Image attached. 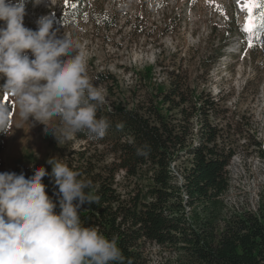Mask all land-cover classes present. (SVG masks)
<instances>
[{
    "label": "rangeland",
    "instance_id": "374dc122",
    "mask_svg": "<svg viewBox=\"0 0 264 264\" xmlns=\"http://www.w3.org/2000/svg\"><path fill=\"white\" fill-rule=\"evenodd\" d=\"M70 3L75 10L64 12ZM243 4L244 0H44L34 7L24 0L23 23L35 30L39 17L51 15L52 31L69 34L85 50L87 75L100 86L107 105H146L154 87L166 89L174 79L182 80L202 101H214L208 121L223 129L225 145L234 151L223 202L228 209L248 211L264 195V30L257 44L255 31H242L247 16ZM107 24L113 27L107 29ZM223 41L227 45L217 58ZM146 68H152L149 81L142 76ZM98 74L107 82L99 83ZM11 104L14 125L18 116ZM19 126L29 148L18 165L47 164L49 158L60 160L63 154L74 168L73 152L89 149L86 158L91 161L103 154L102 148H88L74 137L58 144L42 124L31 127L20 121ZM48 127L59 134L60 121L54 118ZM234 129L240 133L235 135ZM103 156L107 165L113 161V156ZM187 166L185 158L177 160V175ZM119 183L117 188L126 197L133 180ZM142 248L147 264L182 260L174 248L148 243Z\"/></svg>",
    "mask_w": 264,
    "mask_h": 264
},
{
    "label": "trees",
    "instance_id": "16d2710c",
    "mask_svg": "<svg viewBox=\"0 0 264 264\" xmlns=\"http://www.w3.org/2000/svg\"><path fill=\"white\" fill-rule=\"evenodd\" d=\"M71 6L64 12L74 11ZM260 33V29L255 30V44ZM225 45L223 41L217 58ZM151 75L152 68L142 74L147 81ZM97 78L99 83L107 82L101 74ZM215 107L214 101H202L182 80L174 79L166 89L154 87L146 105H100L97 118L109 122L103 138L89 140L82 133L74 136L88 148H102L104 155L113 156L109 165L104 163L102 152L99 159L94 156L91 161L86 158L89 149L83 148L73 152L74 168L67 166L80 174L78 179L91 181L85 191L99 197L98 202L80 211L82 225L115 239L124 264H147L142 248L147 243L174 248V254L182 259L176 264H264V195L256 212L228 209L223 202L229 191L227 167L234 151L225 145L223 129L208 121ZM5 136L0 133V153ZM181 158L188 166L177 175L175 163ZM60 162L66 164L63 154ZM40 167L50 173L49 165L36 163L17 165L14 171L28 177ZM119 179L133 180L126 197L117 188ZM42 182L46 194L55 201L53 192L57 189L50 178L46 176ZM186 207L191 209L189 216Z\"/></svg>",
    "mask_w": 264,
    "mask_h": 264
},
{
    "label": "clouds",
    "instance_id": "9594fccd",
    "mask_svg": "<svg viewBox=\"0 0 264 264\" xmlns=\"http://www.w3.org/2000/svg\"><path fill=\"white\" fill-rule=\"evenodd\" d=\"M30 2L35 7L44 0ZM24 15V0H0V95L13 98L20 121L44 125L58 144L78 133L103 138L109 122L97 111L105 96L87 75L85 50L69 34L52 31L47 16L33 30L24 26ZM11 117L0 102V133L10 134ZM54 118L59 134L48 127ZM46 163L50 173L44 167L28 177L0 173V264H124L115 239L82 225L80 211L99 200L85 191L91 181L78 179L57 157ZM46 176L57 189L55 201L46 194Z\"/></svg>",
    "mask_w": 264,
    "mask_h": 264
},
{
    "label": "crops",
    "instance_id": "0c3cea01",
    "mask_svg": "<svg viewBox=\"0 0 264 264\" xmlns=\"http://www.w3.org/2000/svg\"><path fill=\"white\" fill-rule=\"evenodd\" d=\"M0 101L5 102L4 96L0 95ZM6 102L11 105L12 111L11 103H15V101L9 99ZM19 124L20 121L18 120V117H15L14 125L11 124L12 128L10 129V134H6L3 139L2 150L0 153V173H15V167L28 151L29 146H27V138L24 136V129L20 128Z\"/></svg>",
    "mask_w": 264,
    "mask_h": 264
},
{
    "label": "snow or ice",
    "instance_id": "6c2138e0",
    "mask_svg": "<svg viewBox=\"0 0 264 264\" xmlns=\"http://www.w3.org/2000/svg\"><path fill=\"white\" fill-rule=\"evenodd\" d=\"M243 9L247 16L242 31L251 33L257 29L264 30V0H244ZM248 46H253L251 40L248 41ZM8 99L9 97L4 96L5 102Z\"/></svg>",
    "mask_w": 264,
    "mask_h": 264
},
{
    "label": "built area",
    "instance_id": "2783aa9c",
    "mask_svg": "<svg viewBox=\"0 0 264 264\" xmlns=\"http://www.w3.org/2000/svg\"><path fill=\"white\" fill-rule=\"evenodd\" d=\"M197 133V126L195 125V127L192 129V135H195ZM194 144H197L195 139L193 141ZM172 167V170H174V163L171 165ZM187 197H184V200H186ZM258 205H259V199L257 200V203H256V207H253L252 210H249V211H252V212H256L257 208H258ZM190 212H191V209H189L188 207L185 208V213L187 214V216L190 215Z\"/></svg>",
    "mask_w": 264,
    "mask_h": 264
},
{
    "label": "bare ground",
    "instance_id": "6f19581e",
    "mask_svg": "<svg viewBox=\"0 0 264 264\" xmlns=\"http://www.w3.org/2000/svg\"><path fill=\"white\" fill-rule=\"evenodd\" d=\"M48 18H49V20L51 21L52 20V17H51V15H49V16H47Z\"/></svg>",
    "mask_w": 264,
    "mask_h": 264
}]
</instances>
